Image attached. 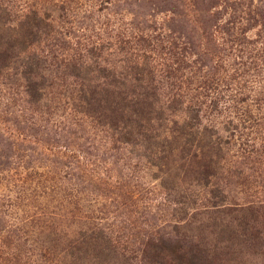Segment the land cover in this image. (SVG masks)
<instances>
[{
	"label": "trees",
	"instance_id": "16d2710c",
	"mask_svg": "<svg viewBox=\"0 0 264 264\" xmlns=\"http://www.w3.org/2000/svg\"><path fill=\"white\" fill-rule=\"evenodd\" d=\"M19 3L0 0V76L10 75L9 83L20 88L17 95L30 109L44 105L47 90L57 87L54 99L61 109L60 114L46 111L49 117L39 120L46 121L45 127L33 116L32 124L51 130L54 125H64L66 119L70 121L71 113L90 118L108 130L114 142L134 159L155 169L152 177L163 190L164 200L172 204L175 228L186 230L192 222L202 224V218L196 217L200 212L231 209L235 214L233 221L253 227L251 237H259L256 227L264 221V185L256 180L249 182V175H243L239 168L231 169L227 157L228 144L239 140L241 128L248 129L258 120L247 117L246 109L239 108L245 101L239 98L243 93L233 88V82L239 80L240 84L250 71H257V55L230 74L224 58L218 56L217 64L204 63L191 49L190 41L176 32L166 37L161 32V37H155L144 30H133L119 18L91 20L95 22L90 28H75L79 24L76 18L61 23L60 17ZM229 23L233 25V20ZM232 29L233 26L224 28L229 38L223 40L231 50ZM257 48L264 54V33ZM230 66L233 71V63ZM68 78L72 80L68 82ZM206 111L226 112L225 124L231 127L222 129L228 138L219 135L215 120L205 117ZM256 143L239 141L236 154L257 163L262 170L257 176L262 177L264 138ZM92 157L95 160L88 158L85 162L87 180L107 188L124 176L112 170L118 161L112 160V154L109 158L97 154ZM230 183L238 189L237 194L248 183L253 187L261 185L262 189L259 188V196L232 199L228 194ZM119 190L128 194L130 205L142 209L150 204L153 193L144 183L133 189L126 184ZM119 195L121 205H125L124 194ZM114 201L104 203L107 209L114 206L111 215L102 212L103 205L98 209L100 214L73 233L67 247L61 249L62 258L54 264H77L82 259L93 264H210V252L216 249L203 250L196 238L179 240L175 238L179 235L177 230L175 236L159 233L153 230L156 225L148 222L144 224L150 227L149 232L133 234L130 229L125 230L126 225L117 223L118 219L123 220L121 213L115 214L118 208ZM217 217L219 224L226 223ZM13 226V230L0 229V264H41L30 256L31 252L22 254L12 247L16 240L26 244L28 233L19 232L22 226ZM246 231L239 230L235 236L241 240ZM7 232L15 235L10 243L6 241Z\"/></svg>",
	"mask_w": 264,
	"mask_h": 264
},
{
	"label": "rangeland",
	"instance_id": "374dc122",
	"mask_svg": "<svg viewBox=\"0 0 264 264\" xmlns=\"http://www.w3.org/2000/svg\"><path fill=\"white\" fill-rule=\"evenodd\" d=\"M14 1L17 4L22 2L34 5L42 12L60 17L61 23L76 18L79 24L74 25L75 28L85 25L88 29L95 21L119 18L121 23L131 26L133 30H144L155 37H161V32L164 37L176 32L177 36L180 34L184 36V40L190 41L191 49L198 53L204 63L217 64L218 56L224 58L230 74H235L240 70H237V67L257 55V71H250L240 84H237L239 80L233 82V88H239L243 93L239 98L245 100L241 106H237L246 109L247 117L251 115L253 119L258 120L248 129L241 128L239 140L236 139L233 144L231 142L232 145L228 144L227 157L231 169L239 168L243 175H249V182L256 180L264 185V176H257L262 172L257 163L236 154L239 141L251 140L256 143L264 138V54L257 48V41L263 39L264 33V0ZM231 20L233 25L229 23ZM230 26H233L230 31V34H233V50L229 48V44L223 43L225 38H229L226 35L228 31L224 28ZM87 29L83 30L86 32ZM242 68L247 71L245 66ZM8 77L0 76V229L13 230V225L16 224L23 228L19 232H28L26 244L16 240L12 245L16 251L20 250L22 254L31 252L30 256L41 264L56 263L62 258L64 251L61 249L67 247L73 233L85 227L92 216L100 214L99 208L104 205L102 212L111 215L114 206L107 209L106 205L115 198L114 205L118 208L115 214L121 213L123 220L121 222L118 219L117 223L126 225L125 230L130 229L133 234L149 232L150 227L144 224L148 222L150 225H156L153 230L159 233L168 232L175 236L177 230L179 235L175 238L179 240L196 238L203 250L215 248L214 252H210L212 256L208 257L210 264H264V221L256 227L258 238L251 237L253 227L245 226L244 222L237 225V222L233 221L235 214L231 209L219 213L210 210L200 212L196 217L202 218V224L192 222L186 230L175 228L171 215L172 204L164 200L163 190L152 177L155 172L152 166L140 159H134L127 149L114 142L108 130L85 116L71 113L68 115L70 121L67 122L66 119L60 128L52 126L50 121L51 130L47 127L46 130L40 128L39 125L44 126L46 121L39 120L49 117L46 111L58 113L61 110L54 99L57 87L47 90L48 99L44 105L40 103L30 109L17 95L20 88L9 83ZM71 80L68 78L67 81ZM21 96L23 100V95ZM225 113L206 111L204 115L215 120L221 137L228 138V133L222 129L229 125L225 124ZM233 115H236L234 111ZM32 116L37 118L39 125L31 123ZM94 154L103 158H109L112 154V160H118L112 170L114 173L124 174L119 182L105 188L87 180L85 162L88 158L95 160L92 157ZM138 183H144L152 189L147 208L130 205L128 194L119 190L126 187V184H131L133 189ZM250 185L251 183H248L240 187L242 193L237 194L238 189H233V184L230 183L229 197L233 199L237 196L241 200L251 198L254 194L259 196V188L262 189V186ZM119 194H124L123 201H126V206L121 205L122 198ZM217 216L224 218L226 223L219 224L215 219ZM245 228L246 237L241 236L240 240V236H235V233L238 234L239 230L243 231ZM7 233L10 236H7ZM7 233L6 241L10 243L15 235H11L12 232ZM190 234L193 237H190ZM245 238L248 239L244 240ZM29 263L32 262L29 260ZM93 263L91 260L82 259L77 264Z\"/></svg>",
	"mask_w": 264,
	"mask_h": 264
}]
</instances>
